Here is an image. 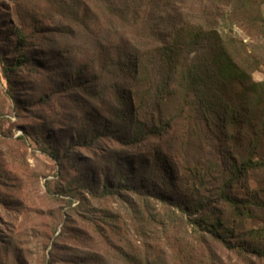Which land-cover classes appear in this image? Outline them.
<instances>
[{
  "label": "trees",
  "instance_id": "1",
  "mask_svg": "<svg viewBox=\"0 0 264 264\" xmlns=\"http://www.w3.org/2000/svg\"><path fill=\"white\" fill-rule=\"evenodd\" d=\"M38 1L64 24L57 22L52 28L32 15L29 21L40 24L39 28L28 31L27 18L21 17L19 24L5 28L9 37L0 47V71L8 90L16 91L23 84L16 86L10 77L25 72L42 77L48 73L44 77L53 78L56 90L78 91V105L88 108L81 122L89 129L72 130L70 148L88 150L107 139L129 151H139V143L155 140L165 153L151 152L142 160L145 166L141 171L150 176L152 188L141 190L118 181L116 187L103 184L100 193H88L98 198L124 191L155 198L180 213L198 237L207 235L228 251L264 262V188L253 190L248 185L250 173H264V80L256 82L252 77L264 65V16L259 8L255 10L248 0L234 1L235 6L228 8L227 19H240L248 25L243 26L245 31L258 37L260 43L254 49L239 39L222 17V6L232 0ZM194 7L199 8L195 15ZM69 27L74 30L73 37L84 33L92 37L98 49L86 57L80 55L68 43ZM34 33L54 37L48 44L41 40L37 45L31 39ZM43 89L39 100L47 103L52 88ZM89 99L105 111L91 112L95 105L89 104ZM180 124L188 128L187 138L196 136L199 145L212 141L219 153L216 161H207L204 174H197L196 186L185 191L191 199L182 192L190 180L179 175L190 169L181 167L179 171L171 151L179 139L175 129ZM42 149L52 158L58 157L49 151L51 147ZM112 153V161L119 166L120 153ZM121 168L130 178L127 172L131 167L127 172ZM214 173L218 184L208 195L202 194L207 191L203 190L205 178ZM237 186L243 190L238 196L233 193ZM170 191L182 194L181 199L171 197ZM223 207L237 217L261 223L238 231ZM7 253L8 262L0 259V264L22 263L14 252Z\"/></svg>",
  "mask_w": 264,
  "mask_h": 264
},
{
  "label": "rangeland",
  "instance_id": "2",
  "mask_svg": "<svg viewBox=\"0 0 264 264\" xmlns=\"http://www.w3.org/2000/svg\"><path fill=\"white\" fill-rule=\"evenodd\" d=\"M234 1L237 4L238 0H232L228 6H222V17L226 18L228 27L239 39L257 49L260 41L250 31H245L243 26L248 28V25H243L237 18L227 19L228 8L235 6ZM247 2H251L255 10L259 8L264 16V0ZM41 5L38 0H0V29L4 31L0 32V47L5 44L2 40L9 37L5 28L19 24L20 17L27 18V22L20 20L26 22L28 31H32L34 26L40 27V24L29 21L28 17L32 15L46 26L56 28L57 22L62 25L63 21L55 13ZM192 10L195 15L199 8ZM223 24L226 27V23ZM66 31L71 40L68 43L83 57L98 49L88 34L73 37L72 28ZM42 36L34 33L31 39L38 45L43 40L48 44L49 39L54 37L53 34ZM44 50H51V47ZM61 72L63 69H58V73ZM44 74L48 76V73ZM44 76L19 72L10 78L16 86L21 82L23 84L11 92L0 71L2 262H8L6 255L11 251L22 260L21 264H264L253 257L224 249L207 235L198 237L180 213L155 198L124 191H118L113 196L92 197L89 191L100 193L103 184H114L116 187L120 184L118 181L128 182L132 188L141 190L152 188L150 176L141 171L145 166L142 160L148 158L151 152L162 153L163 156L165 153L158 149L155 140L139 143V151H129L107 139L88 150L70 148L68 138L71 131L89 129L86 123L81 122L88 108L83 103L78 105V91L70 89L69 93H65L56 90L52 85L53 78ZM252 77L256 82L263 81L264 65ZM49 88H52V96L47 103H43L39 100L40 93L42 89ZM91 102L95 105L91 112L105 111L89 99V104ZM184 125L176 127L179 139L171 151L179 171L181 167L190 169L179 173L190 180L182 191L186 193L199 182L197 174L205 173L207 161H216L219 153L212 141L206 140L199 145L196 136L187 138L188 128ZM204 145H207L206 148ZM43 146L51 147L49 151L58 157L54 159L43 152ZM104 150L109 151L105 153ZM115 150L122 158L117 161L119 166L112 161L115 155L112 151ZM121 167L125 172L131 167L132 171L127 172L130 178L121 173ZM215 174L205 178L203 190L207 191H202V194L208 195L218 184ZM248 179L251 189L264 188L263 172L250 173ZM233 193L238 196L243 194V190L237 186ZM188 194L185 196L191 199ZM169 195L178 200L182 196L173 191ZM223 210L229 223L238 225V231L256 228L261 223L259 219L237 217L228 208L223 207ZM6 248L7 252L4 251Z\"/></svg>",
  "mask_w": 264,
  "mask_h": 264
}]
</instances>
